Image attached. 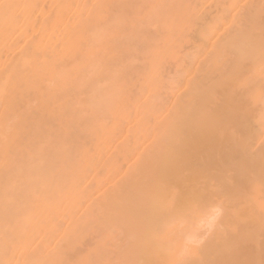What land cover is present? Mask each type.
Segmentation results:
<instances>
[{
  "label": "bare ground",
  "instance_id": "1",
  "mask_svg": "<svg viewBox=\"0 0 264 264\" xmlns=\"http://www.w3.org/2000/svg\"><path fill=\"white\" fill-rule=\"evenodd\" d=\"M0 264H264V0H0Z\"/></svg>",
  "mask_w": 264,
  "mask_h": 264
},
{
  "label": "snow or ice",
  "instance_id": "2",
  "mask_svg": "<svg viewBox=\"0 0 264 264\" xmlns=\"http://www.w3.org/2000/svg\"><path fill=\"white\" fill-rule=\"evenodd\" d=\"M177 195H179V193H177ZM193 195H195V194H193Z\"/></svg>",
  "mask_w": 264,
  "mask_h": 264
}]
</instances>
